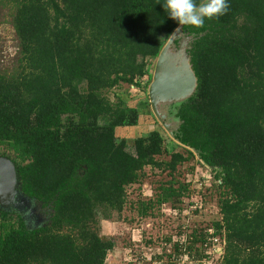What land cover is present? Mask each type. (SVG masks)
Masks as SVG:
<instances>
[{
	"label": "trees",
	"instance_id": "1",
	"mask_svg": "<svg viewBox=\"0 0 264 264\" xmlns=\"http://www.w3.org/2000/svg\"><path fill=\"white\" fill-rule=\"evenodd\" d=\"M12 3L19 59L0 71V155L14 163L20 192L52 214L30 231L0 210V264H107L115 241L100 235L102 221L132 212L130 223L143 221L166 207L182 222L209 196L221 219L188 238L178 224L165 241L172 252L151 263H202L205 248L224 244L221 264H264V0H228L226 14L184 26L198 37V88L177 115L179 150L154 130L132 141L134 153L117 132L137 127L140 110L107 93L141 92L176 22L157 0ZM191 161L210 169L209 188L187 181Z\"/></svg>",
	"mask_w": 264,
	"mask_h": 264
},
{
	"label": "rangeland",
	"instance_id": "2",
	"mask_svg": "<svg viewBox=\"0 0 264 264\" xmlns=\"http://www.w3.org/2000/svg\"><path fill=\"white\" fill-rule=\"evenodd\" d=\"M13 0H0V71L11 72L18 65L19 59V41L15 30L13 29ZM156 59L148 62L149 72L151 79L145 77L141 84L144 88H141V92H134L133 89H128L127 86H123L120 89H115L107 93V96L111 100H115L116 96L122 97L131 107H135L141 113L139 124L135 128L121 130L117 132L118 137H124L128 140V150L134 153L132 147V141L134 139L147 136L150 132L157 130L160 131L165 139V144L168 149L172 151L179 150V144L172 139L169 134L164 130L161 124L157 121L153 115L149 100H148V88L152 81L154 66ZM146 88V90H145ZM106 122L105 119H101L99 123L103 125ZM188 168L194 166V171L189 172L187 181L192 184V187L201 190L203 183L207 188L211 186L212 177L210 169L204 167L199 168L197 162L191 161ZM196 169V170H195ZM201 177L203 181H200ZM130 193V199L135 200L140 194L137 186L128 191ZM145 194V189L142 190ZM198 201V212L190 214L187 212L184 216V220L181 222L180 218L171 215L170 209L163 207L160 213L156 212L153 217H149L145 220L135 219L133 223H130L131 216L135 213H122L113 214V218L109 221L101 222L100 235L104 238H113L115 241V248L107 259V264H152L154 256L163 254L166 250L167 254L171 251V247L165 243L167 238H172L173 242L176 239L178 233V224H182L184 229H187V238L190 236L192 229L208 228L214 222L221 219L219 208L215 198L209 196L203 203ZM37 211L36 215L42 218L43 223L47 225L50 220L49 213L46 210L41 209L38 205L35 206ZM163 210H166L164 212ZM180 222V223H179ZM183 229V230H184ZM212 230H210V233ZM224 244L217 245L216 247L205 248L204 254L207 259L200 263L199 261H191L185 257L180 262H174L169 258L162 255L159 264H221L223 257ZM199 248V246H197ZM154 261V260H153ZM158 261V260H157ZM174 262V263H173ZM158 263V262H157ZM155 264V263H154Z\"/></svg>",
	"mask_w": 264,
	"mask_h": 264
},
{
	"label": "water",
	"instance_id": "3",
	"mask_svg": "<svg viewBox=\"0 0 264 264\" xmlns=\"http://www.w3.org/2000/svg\"><path fill=\"white\" fill-rule=\"evenodd\" d=\"M183 28L184 26L172 33L160 51L148 88L151 111L174 140L175 134L182 125V121L177 117L179 109L196 94L198 88V79L190 56L192 44L198 40V37L184 33ZM202 36L204 35L201 34L199 38ZM192 152L199 156L195 150ZM19 185L14 163L6 157H0V209L4 212L14 210L11 203L13 204L14 199L19 197L21 208L25 209L22 219L27 229L33 231L45 227L43 220L37 222V227H29L28 223L33 222L30 221L31 215H36L37 203L21 192L17 193L16 189ZM26 212L31 215H27Z\"/></svg>",
	"mask_w": 264,
	"mask_h": 264
},
{
	"label": "clouds",
	"instance_id": "4",
	"mask_svg": "<svg viewBox=\"0 0 264 264\" xmlns=\"http://www.w3.org/2000/svg\"><path fill=\"white\" fill-rule=\"evenodd\" d=\"M168 18L176 22L177 29L188 25L202 27L205 19H213L226 14L229 8L228 0H157ZM173 32V33H174Z\"/></svg>",
	"mask_w": 264,
	"mask_h": 264
},
{
	"label": "flooded vegetation",
	"instance_id": "5",
	"mask_svg": "<svg viewBox=\"0 0 264 264\" xmlns=\"http://www.w3.org/2000/svg\"><path fill=\"white\" fill-rule=\"evenodd\" d=\"M13 29H14V28H13ZM0 154H1V153H0ZM0 157L5 158L6 156H2V155H0ZM6 158H7V157H6ZM8 159H9V158H8ZM10 160H11V159H10ZM11 161H12V160H11ZM16 192H17V193L20 192V188H17V189H16ZM18 198H19V197H16V198L14 199L13 204L11 203V205L14 206V210H10V212H5V213H8V215L11 216V217H13L15 220H19V219L23 220V219H22V214H25V209H24V208H21V205H22V204H21V202L18 200ZM36 203H37V202H36ZM37 205L40 206L41 209L46 210V212L49 213V215L52 214V213H50V211H49L48 209L43 208V207L41 206V204H38V203H37ZM0 210H1V209H0ZM1 211H3V210H1ZM3 212H4V211H3ZM26 214H27V215H31V214H28L27 212H26ZM30 218H31L30 221L33 220V222H30V221H29L30 223H28V225H29L30 228L37 227V222H39V220H42V218L39 217V215H35V216H33V214H32ZM35 219H36V221H35ZM24 226H25V228L27 229L25 223H24ZM33 231H34V230H33Z\"/></svg>",
	"mask_w": 264,
	"mask_h": 264
},
{
	"label": "built area",
	"instance_id": "6",
	"mask_svg": "<svg viewBox=\"0 0 264 264\" xmlns=\"http://www.w3.org/2000/svg\"><path fill=\"white\" fill-rule=\"evenodd\" d=\"M131 89L135 90V88H134V87H132Z\"/></svg>",
	"mask_w": 264,
	"mask_h": 264
}]
</instances>
